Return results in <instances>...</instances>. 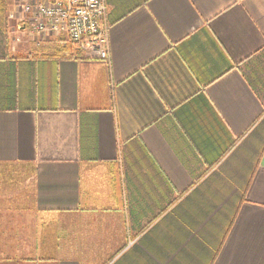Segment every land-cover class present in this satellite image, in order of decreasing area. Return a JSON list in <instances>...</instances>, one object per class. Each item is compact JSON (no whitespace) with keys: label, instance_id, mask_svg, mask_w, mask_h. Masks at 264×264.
Segmentation results:
<instances>
[{"label":"crops","instance_id":"0c3cea01","mask_svg":"<svg viewBox=\"0 0 264 264\" xmlns=\"http://www.w3.org/2000/svg\"><path fill=\"white\" fill-rule=\"evenodd\" d=\"M105 1L0 25V264H264V0Z\"/></svg>","mask_w":264,"mask_h":264},{"label":"built area","instance_id":"2783aa9c","mask_svg":"<svg viewBox=\"0 0 264 264\" xmlns=\"http://www.w3.org/2000/svg\"><path fill=\"white\" fill-rule=\"evenodd\" d=\"M23 11L36 42L61 37L88 58L110 59L105 0H37Z\"/></svg>","mask_w":264,"mask_h":264},{"label":"rangeland","instance_id":"374dc122","mask_svg":"<svg viewBox=\"0 0 264 264\" xmlns=\"http://www.w3.org/2000/svg\"><path fill=\"white\" fill-rule=\"evenodd\" d=\"M6 2L8 3V12H9L10 6H12V7H14V9H16L19 18H21V17H23L22 15L25 14L23 11L24 6L26 4H34L37 2V0H6ZM13 5H15V6H13ZM8 17H9V15H8ZM28 31L30 32L31 29Z\"/></svg>","mask_w":264,"mask_h":264},{"label":"trees","instance_id":"16d2710c","mask_svg":"<svg viewBox=\"0 0 264 264\" xmlns=\"http://www.w3.org/2000/svg\"><path fill=\"white\" fill-rule=\"evenodd\" d=\"M8 3L6 0H0V25L5 27L8 25ZM68 50L71 48L70 46L68 47Z\"/></svg>","mask_w":264,"mask_h":264}]
</instances>
